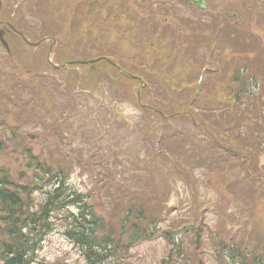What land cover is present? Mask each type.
I'll use <instances>...</instances> for the list:
<instances>
[{"label":"rangeland","instance_id":"rangeland-1","mask_svg":"<svg viewBox=\"0 0 264 264\" xmlns=\"http://www.w3.org/2000/svg\"><path fill=\"white\" fill-rule=\"evenodd\" d=\"M206 1L208 10L200 15L178 0H159L158 5L135 0H0L2 26H13L30 42L47 38L30 47L17 33L8 32L5 40L10 57L0 45V141L7 144L0 150V168L15 183L29 181L34 173L22 156L23 147H28L47 165L63 170L68 191L88 196L87 203L114 237L122 235L128 208L141 207L146 212L143 226L152 223L158 233L136 245L132 257L121 264H200L198 260L201 264H229L215 245L221 242L264 258V123L253 120L264 110V61H260L261 48L255 43L260 37L263 46L264 21L256 20L254 11L256 5L264 8V0ZM246 10L252 11L251 23L262 31L253 30L257 36L252 40L244 41L243 32L235 34L231 27L224 34L217 33L219 29L214 32V15L237 12L244 20ZM129 27L133 29L130 35H141L137 38L142 40L150 35L145 36L150 47L145 51L140 45L142 49L136 50L140 55L134 54L130 43L117 41L126 37ZM223 27L221 31L227 30ZM228 38L244 41L240 45L250 60L240 58L234 64L246 66L243 76L248 85L256 83L254 89L241 94L240 104L230 94L239 92L237 84L230 82L233 70L224 68L233 63L218 55L224 47L221 42L227 43ZM211 41H215L214 49L209 46ZM118 45L125 49L113 54L117 65L119 61L130 64L136 55L139 64L135 65L146 61L148 79L158 77L159 83L152 85L126 71L115 73L104 62L92 68L67 64L95 59L107 50L116 52ZM49 48V59L56 64L53 69L45 61ZM213 64L216 72L209 73ZM19 73L33 78L22 80ZM138 79L146 88L131 87L138 85ZM26 80L31 82L26 84ZM34 85L43 90V101L38 94L29 93ZM137 92L142 95L141 106L147 109L138 104ZM170 113L182 119L178 121ZM147 125L148 133L143 130ZM160 125L165 129L159 136ZM200 127H207L217 146L226 149L213 144ZM13 129L18 130L15 136ZM257 136L263 146L260 152ZM200 148L205 149L203 153ZM213 150L222 156L210 155ZM213 170L229 177L230 191L225 189L228 185L219 184L222 176H214ZM237 180L243 181L233 188ZM33 197L40 203L42 194L34 190ZM70 211L75 209L70 207ZM189 221L211 229L212 242L201 251L193 250L181 228ZM56 225L63 228L60 221ZM166 232L174 233L176 240L168 243L160 234ZM177 244L179 255L174 253ZM35 258L33 264H84L78 249L57 229L44 238Z\"/></svg>","mask_w":264,"mask_h":264},{"label":"trees","instance_id":"trees-1","mask_svg":"<svg viewBox=\"0 0 264 264\" xmlns=\"http://www.w3.org/2000/svg\"><path fill=\"white\" fill-rule=\"evenodd\" d=\"M62 10H65V8H63ZM219 20L223 19L219 18ZM231 25H233V23ZM132 30L133 29L129 27L126 37L120 36L117 41L125 40V43H130L135 49L133 51L134 54L140 55L141 53H136V50H141L142 48L140 49V45H144V49L146 51L147 48L150 47V39L146 40L145 36L148 35L143 36V40L142 38H137L142 37L141 35H130V32H132ZM215 31L216 29H214V32ZM228 40L229 41L227 43L226 41L221 42L222 44H224V47L221 49L220 54L218 55L222 58H225L228 64L233 63L232 66L227 65L224 68L225 70L229 68L233 70V76L230 82L232 84H237V88L240 93L235 92L233 95L232 91L230 94H232V100L240 104L242 101L241 94L246 93L247 88L249 89L252 86L251 84L248 85L246 80L247 76H243L246 66H243L240 63H234H236L240 58H243L244 61H249V59L248 55L245 54L247 50L243 47H239V41H242L241 39L232 38L230 40L228 38ZM211 42L212 43L209 46H211L213 49L214 47H216L215 41ZM124 49L125 48L123 47V45H118V50L116 52L113 50L109 52V50H107L108 53H101V55L103 56L99 54V57H106L112 62H116V60L113 58V54L116 55L117 52L121 53V51H123ZM225 49L227 50V53L223 54V51ZM55 55L58 57V54L54 53V57L56 58V61H58V58ZM136 55H134V61L130 58V60L128 61L131 62L130 64L119 61V65H117V62H113L120 69L119 71L115 68V73H122L123 71H126L127 73L135 74L137 78H141L143 81H147L148 72L146 71L148 70L149 64L146 63V61L140 64L145 68L137 65L139 63L135 62L137 61ZM8 56L10 57V54ZM46 57L45 61L47 62ZM99 62L108 64V67L111 66L109 63L103 60H100ZM134 62L137 64L135 65ZM48 65L50 66V68H52L49 63ZM237 67H240L242 71L240 69L237 70ZM211 69L213 70H208V72L215 73L217 69L216 65L213 64ZM19 74L23 76L22 80H25L28 73H25L26 76H24V74L22 73ZM46 75L48 74H44L43 77L47 79L50 78V76L46 77ZM41 76L40 78H42ZM27 77L33 78V76ZM139 79L137 81L139 83H136L138 85L133 84L131 85L132 88H146L147 84H145L143 81L141 82V79ZM119 80L121 81L122 79L120 78ZM26 81L27 84L28 82L33 81V79L31 81ZM148 81H150L149 83H151L152 85H156L157 83H159V78L151 77L148 79ZM31 92L38 94V97H41V101H43V90H41L40 87H37L36 85H34L33 87L31 86L29 93ZM135 96L137 101L139 100L138 104L141 106L140 99L142 95L140 94V92H137ZM250 96L251 95H248L247 99H249ZM259 102L261 103V99H259ZM190 103L193 107L192 102ZM42 105H44V103ZM197 107L199 108L198 104ZM141 108L147 109V107L142 106ZM216 109L221 110V108ZM192 110L195 111V108L193 107ZM170 114L174 115L175 118H178V121L182 119V117L176 115V113ZM169 120L170 118L167 119V121ZM253 120L255 122H260L261 114H255ZM149 127L150 125H147V127L143 128V130L145 129L148 133L150 130ZM160 127V131H157L159 136L161 131L165 129V127H162L161 125ZM198 129H203L204 133H206L207 136H210V140L213 142V144L215 143L217 146L216 140L213 138V136L209 135L208 132H206V129H208L207 127H200ZM16 134H18V130L13 129V135L15 136ZM257 134L260 135L258 133V129ZM159 136L158 141L160 143H163V139H159ZM175 137L176 136L174 135L173 138ZM257 141L258 146H260L259 143L262 141L260 139ZM5 145L7 144L2 139V141H0V150H5ZM220 146L217 147L226 149L223 146ZM242 146L244 150L246 146L243 144ZM262 148L263 146H260L259 152ZM222 149L220 152L224 154L225 151H223ZM204 150L205 149L200 148L199 153H203ZM229 151L233 152L237 158L240 157L239 153L236 152L234 148L230 147ZM209 152L210 155H214L216 157L222 156L221 153L216 150ZM244 154L249 155V153ZM256 155L258 157L259 153H257ZM22 156L23 159L26 160L27 167H29V169L34 173L31 179L29 181L27 179V182H25L24 184L13 182L9 173L0 168V264H33L36 259L35 254L40 249L41 243L44 241V238L56 229L61 230L63 236L72 244H74V246L78 249L82 260L84 261V264H121L123 260L132 257V249L136 245L140 244L142 241L153 239L158 233V231L156 230V225L152 223H147L146 226H143L142 223L146 219V212H144L141 207L134 208L130 206L123 220L122 235L119 237H114V235L107 228L102 217H100L96 213L92 205L87 203L85 198H87L88 196L85 197L82 193H76L75 191H68L66 189L67 182L62 169H54L50 165H47L43 157L34 155L31 149H29L28 147H23ZM230 157L232 158L233 156ZM136 163H139V161ZM143 165L144 164H141V166L139 167L143 168ZM173 168L178 169L177 166H173ZM137 170L140 169H135V171ZM213 172L214 173L211 174H214V176L221 175L217 170H213ZM245 174L249 175L247 171L245 172ZM221 176L222 177H220L219 184L223 187L228 185V187L225 189L230 191L229 184H231V180L229 179V177L226 178L223 175ZM39 181H41V184L37 185ZM242 181L243 180H237L236 182H234L232 185L233 188H236L237 185H240ZM34 190H39L42 194L40 203H35V198L33 197ZM229 194L231 193L229 192ZM228 200L229 199H226L225 202H227ZM35 206H37V208ZM70 207H73L75 209V212H70ZM129 218L132 219L129 221ZM59 221L62 222V229L56 228V224ZM192 222L194 221L187 222V224H185V227L182 226L181 228H184L186 230V235H188V238L191 239V246L193 247V250L195 252H198L201 250V248H204L208 242H212V232L209 228H205L202 225L203 223L199 222L197 225H195ZM127 224H129V226L127 227L128 229H125ZM205 230L207 231L206 233ZM161 235L165 237L168 243H171L175 240L174 233L166 232L162 233ZM204 237H206V239L203 240ZM215 245L220 246L221 252L223 251L222 254L227 260L226 262H228L229 264H264L263 256L257 255L256 253L254 255H247L249 253L245 254V252L241 249L234 248L233 246L231 247L230 244L228 246V244L224 242L216 243ZM227 249L229 250L228 252H226ZM174 253H178V255L180 254L178 244L177 249ZM216 260L220 261L221 257L216 256ZM138 261H140V259H138ZM197 262L201 264L199 260Z\"/></svg>","mask_w":264,"mask_h":264},{"label":"water","instance_id":"water-1","mask_svg":"<svg viewBox=\"0 0 264 264\" xmlns=\"http://www.w3.org/2000/svg\"><path fill=\"white\" fill-rule=\"evenodd\" d=\"M186 3L188 4H192V5H195V7L197 8H206V4L204 2V0H184ZM10 29H12L11 26H9ZM2 34H3V30H0V42L1 44L4 46V48L8 51V46H7V43L6 41L3 39L2 37ZM41 41H38L37 43H32V45H37L39 44ZM106 61L108 59L104 58ZM98 60L100 59H94V60H90V61H85V62H82V61H76V62H68L67 64H74V63H79V64H92V63H95L97 62ZM64 65L60 66L59 68H62ZM56 68V67H55ZM30 138H33L32 135L29 136Z\"/></svg>","mask_w":264,"mask_h":264},{"label":"flooded vegetation","instance_id":"flooded-vegetation-1","mask_svg":"<svg viewBox=\"0 0 264 264\" xmlns=\"http://www.w3.org/2000/svg\"><path fill=\"white\" fill-rule=\"evenodd\" d=\"M141 1H148V2H154L155 0H141Z\"/></svg>","mask_w":264,"mask_h":264}]
</instances>
